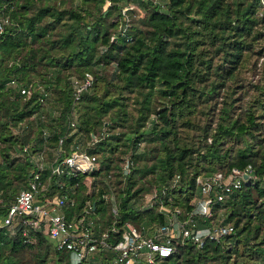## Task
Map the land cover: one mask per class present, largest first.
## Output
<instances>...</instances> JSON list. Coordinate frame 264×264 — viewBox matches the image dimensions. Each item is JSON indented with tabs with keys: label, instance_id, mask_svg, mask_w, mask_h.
I'll list each match as a JSON object with an SVG mask.
<instances>
[{
	"label": "trees",
	"instance_id": "1",
	"mask_svg": "<svg viewBox=\"0 0 264 264\" xmlns=\"http://www.w3.org/2000/svg\"><path fill=\"white\" fill-rule=\"evenodd\" d=\"M130 2L145 10L137 23L121 12ZM0 24V221L36 155L47 196L75 198L67 220L87 211L111 243L126 222L166 223L164 206L186 225L233 229L200 245L173 238L155 264H264V66L248 104H235L239 88L248 92L242 69L264 56L260 0H0ZM87 74L75 97L73 80ZM75 148L96 166L52 174L49 163ZM247 165L255 177L222 200L210 190V216L191 213L198 175ZM25 226L0 224V264H113L114 250L72 263L43 229L30 228L35 241H26Z\"/></svg>",
	"mask_w": 264,
	"mask_h": 264
},
{
	"label": "built area",
	"instance_id": "2",
	"mask_svg": "<svg viewBox=\"0 0 264 264\" xmlns=\"http://www.w3.org/2000/svg\"><path fill=\"white\" fill-rule=\"evenodd\" d=\"M260 6L264 12V0H260ZM91 81L90 74H87L84 79H74L75 97H79L82 91L90 86ZM21 92L29 94L30 89L24 87ZM40 100L44 101L43 98ZM32 160L34 166L29 173L27 187L17 192L8 205L7 213L0 224L6 225L11 233L14 232L15 225L25 224L22 234L29 242L35 241V237L29 233L30 228L32 230L43 229L55 241L57 248L67 250L72 263L93 257L99 251L114 250L113 264H155L157 258L165 257L174 250L173 238L188 240L200 245L205 238L218 239L233 229L229 224L213 227H196L194 223L186 225V220L181 221L178 218L179 210L177 208L169 210L161 206L160 209L168 213L166 223L158 224L153 221L144 230L126 222L121 237L111 243L108 230H103L100 233L93 230L92 220L86 215L87 211L74 221L67 220L63 208L73 205L75 198L68 194L47 196L46 185L41 179L44 167L42 157L40 156V159L33 157ZM96 164L95 155L75 148L61 159L50 162L49 167L52 174L75 176L89 172ZM122 166L124 172H127V161H124ZM253 177L255 175L252 174L250 165L244 168L232 167L226 174L216 172L207 176L198 175L196 183L202 196L195 202L191 213L210 216L211 198L208 197V194L212 188L219 190L216 198L222 200L225 192L240 187L243 182L249 181ZM86 178L89 179L88 183H91L92 178L90 176H86ZM72 192L74 191L72 190ZM153 196L154 194L150 196L151 200L146 203L149 206L153 204ZM110 229L111 231L117 230L115 226H111Z\"/></svg>",
	"mask_w": 264,
	"mask_h": 264
},
{
	"label": "rangeland",
	"instance_id": "3",
	"mask_svg": "<svg viewBox=\"0 0 264 264\" xmlns=\"http://www.w3.org/2000/svg\"><path fill=\"white\" fill-rule=\"evenodd\" d=\"M153 2L159 3L160 6H165V2L166 0H152ZM130 10V12H129ZM121 12L124 14V17L129 21H132L133 23H137L138 22V18L142 17L145 13V10L138 6L136 3L134 2H130V3H126L123 8L121 9ZM254 56H252L250 58V60L248 61V63L246 64V66L242 69L241 72V77L244 78V82L247 84L248 86V92L243 93L242 91H239V89H245V88H239L238 91L235 93L236 95V100H235V104L236 106H243L246 105L248 103H245L246 101H248L250 99V94L251 92H253L254 90V84L257 83L261 76H262V67L264 66V56H259L258 57V61H257V65L256 68H253V61L255 60V56H257L256 53L253 54ZM216 98L219 100V103H215L214 107L212 109V112H216V107L220 106L221 104V99L223 98L221 95L215 97L212 100H216ZM214 102V101H213ZM152 117L154 115H151ZM204 120V119H203ZM202 120V121H203ZM148 123V122H147ZM142 143L139 144V147H142ZM36 158H39V156L34 155ZM0 161H1V157H0ZM86 184L88 185V187H90L91 183L89 182V179L86 178L85 180ZM21 190V189H20ZM153 193L150 191L149 193H146V197H144V202L143 204H146L149 200H151V195ZM110 200L114 199V196L111 194L109 196ZM112 197V198H111Z\"/></svg>",
	"mask_w": 264,
	"mask_h": 264
}]
</instances>
